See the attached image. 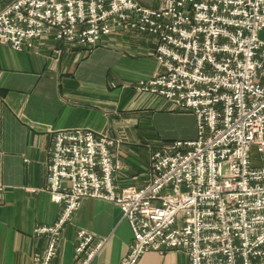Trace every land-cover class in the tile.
<instances>
[{
  "label": "built area",
  "instance_id": "1",
  "mask_svg": "<svg viewBox=\"0 0 264 264\" xmlns=\"http://www.w3.org/2000/svg\"><path fill=\"white\" fill-rule=\"evenodd\" d=\"M264 0H0V44L46 40L89 52L112 34L150 37L158 72L133 89L195 117L193 139L167 140L150 156L140 188L115 183V140L86 128L53 131L47 191L61 206L34 264H52L81 199L116 204L133 238L119 264L147 251H181L189 264H264ZM61 48H54L59 54ZM75 264L103 240L76 231Z\"/></svg>",
  "mask_w": 264,
  "mask_h": 264
},
{
  "label": "crops",
  "instance_id": "2",
  "mask_svg": "<svg viewBox=\"0 0 264 264\" xmlns=\"http://www.w3.org/2000/svg\"><path fill=\"white\" fill-rule=\"evenodd\" d=\"M145 5L157 0H142ZM153 2V3H151ZM264 40V31L260 33ZM61 48L55 54L54 48ZM154 41L136 32L105 36L86 52L46 40L32 52L15 51L0 44V264H34L32 257L46 245L33 234L38 224L52 225L61 206L47 191L48 149L53 131L86 128L99 133H125L127 139L113 149L121 168L115 183L123 188L143 186L149 179L148 151L135 135L155 124L157 112L173 110L159 97L135 92L132 84L158 72ZM174 114L193 128L190 114ZM153 128L161 139L163 132ZM190 131L185 139L194 136ZM72 223L61 233L52 264H75L76 231L85 229L103 240L88 264H119L133 238L129 223L113 202L84 197ZM137 264H189L181 251H147Z\"/></svg>",
  "mask_w": 264,
  "mask_h": 264
},
{
  "label": "rangeland",
  "instance_id": "3",
  "mask_svg": "<svg viewBox=\"0 0 264 264\" xmlns=\"http://www.w3.org/2000/svg\"><path fill=\"white\" fill-rule=\"evenodd\" d=\"M151 3H153V2H151ZM150 5H152V4H150ZM140 35H142V34H140ZM132 88H133V86H132ZM170 107L173 110L175 109L171 105H170ZM175 110L176 111H173V112L178 113L180 115L181 114L192 115V117L194 119V125H193L194 136L191 139H193L196 135L195 117H194L193 113H191L190 111H185V110H181V111L178 109H175ZM173 112H170L168 110L166 112H157L156 113L157 116L155 118V124L152 123L151 116L145 118L141 115V117H138V119L136 121V125L137 126L139 125L142 130H145V128H143V127H148V128H146V129H148L147 132L135 135L136 138L139 136L137 138L138 139L137 143L144 145L146 150L148 151V159H149L148 165H147V172L148 173H150V159H151L150 156L153 153V150H155L157 147H159L163 142L167 141V140L161 139L159 136H157L153 132L152 124H153L155 129L163 132V135L165 138L170 137V140L185 139L183 137L188 136V134H190V131L192 130V128H189V125L187 126L186 121L180 120L179 122H177L175 120V118L172 117L174 114H171V113H173ZM111 137L115 140L113 149L117 146H120L127 139V136L125 133H119L116 135L111 134ZM253 158L257 162H260L261 160H263L262 162H264V157H259L258 155H254ZM120 168H121V163L119 161V169ZM150 178H151V173H150L148 181L150 180ZM148 181L146 183H148ZM128 186H133V185H128ZM133 187H135V186H133Z\"/></svg>",
  "mask_w": 264,
  "mask_h": 264
}]
</instances>
